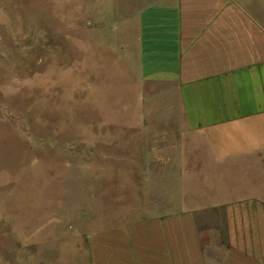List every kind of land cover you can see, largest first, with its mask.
<instances>
[{"label":"crops","instance_id":"1","mask_svg":"<svg viewBox=\"0 0 264 264\" xmlns=\"http://www.w3.org/2000/svg\"><path fill=\"white\" fill-rule=\"evenodd\" d=\"M117 2L138 18L140 81L179 121L133 141L147 153L102 156L131 180L102 215H136L86 233L90 264H264V25L243 0Z\"/></svg>","mask_w":264,"mask_h":264},{"label":"rangeland","instance_id":"2","mask_svg":"<svg viewBox=\"0 0 264 264\" xmlns=\"http://www.w3.org/2000/svg\"><path fill=\"white\" fill-rule=\"evenodd\" d=\"M117 1L0 0V264H90L86 233L136 215H102L103 190L131 184L102 156L147 153L133 141L179 121L140 81ZM243 3L264 25V0Z\"/></svg>","mask_w":264,"mask_h":264}]
</instances>
